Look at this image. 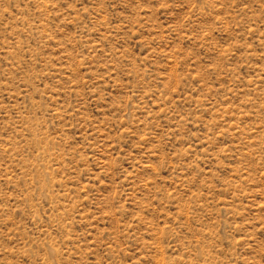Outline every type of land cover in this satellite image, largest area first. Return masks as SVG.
<instances>
[{
    "label": "rangeland",
    "instance_id": "1",
    "mask_svg": "<svg viewBox=\"0 0 264 264\" xmlns=\"http://www.w3.org/2000/svg\"><path fill=\"white\" fill-rule=\"evenodd\" d=\"M0 264H264V0H0Z\"/></svg>",
    "mask_w": 264,
    "mask_h": 264
}]
</instances>
